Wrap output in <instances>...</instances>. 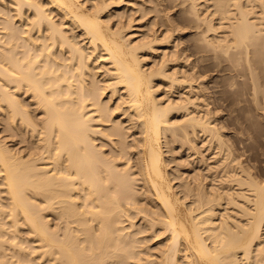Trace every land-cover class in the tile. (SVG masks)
Listing matches in <instances>:
<instances>
[{"label": "bare ground", "instance_id": "1", "mask_svg": "<svg viewBox=\"0 0 264 264\" xmlns=\"http://www.w3.org/2000/svg\"><path fill=\"white\" fill-rule=\"evenodd\" d=\"M148 1L0 0V113L24 145L0 137V264H264V179L215 124L202 64L183 69L194 48L264 101V0H166L192 49ZM149 11L163 30L135 35ZM171 144L206 174L170 169Z\"/></svg>", "mask_w": 264, "mask_h": 264}, {"label": "rangeland", "instance_id": "2", "mask_svg": "<svg viewBox=\"0 0 264 264\" xmlns=\"http://www.w3.org/2000/svg\"><path fill=\"white\" fill-rule=\"evenodd\" d=\"M131 1H134V0H131ZM142 1L144 2V0H142ZM156 1H158L159 3L162 4V5L160 4V6H159V7H161L160 9L163 10L162 11V15L163 14H165L167 16L171 15L170 16V17H172L171 19H174V20H175V18H178L177 17L178 16L177 14H179V12H178L179 10H177V7L176 6H174V8L172 7L173 6L172 5V2L167 1V2H169V3H167L166 0H163V3L160 2L162 0H156ZM148 2H149L148 0H145L144 4H145V6L148 4L147 6L150 7V5H149L150 3H148ZM168 6L170 8L172 7L174 10L173 9H170ZM164 8H165V10H164ZM137 13H135V14H137L138 17L136 15H134V18L136 17L135 20H138V19L139 20L136 21L135 23L132 22L133 23V27H134V25L136 26V27H134V29L137 30V27L138 28L141 27L142 24L145 21H146V23L143 24V26H144L143 29H142V27L138 29L139 32L142 30L140 32V34H136V33H138V31L136 32L134 30L136 32L135 35H138L139 36V35H142V33H145L147 31V23L148 22H150L151 24H153L152 22L155 21L154 28L157 26V24L159 22H161L160 21L161 19L159 20V16L157 17L153 11H149L147 13L148 15L146 14L144 16H140L141 14L139 12H137ZM166 13H169V15L166 14ZM175 13H176V17H174L175 16ZM141 17H143V18H141ZM149 17H151V18H149ZM156 19H157L158 23H157ZM178 19H176L177 21L175 20V22H176V23L174 22L175 25H177V27H178V25H180V26L182 24H184V25H182L181 27L180 26L178 27V29H177L178 32L176 30L174 32L173 37L175 36L174 38L176 40L178 39V37H180L178 39V41H179V40H181V38H182V36L184 34L182 40L184 39L186 41L187 38H188V41H186L187 43L184 40H183L184 41L183 43H185V45L188 44L187 45L188 46L187 48L189 49V48H191L190 46H191L192 41H193L192 40L193 39L192 37L194 35L193 34L194 33L193 28L191 29L192 23H189V21H184V20H182L183 22H181V19H179V24H177L178 23ZM141 20H142V22H141ZM184 22H186V23H184ZM160 25L161 24H158V26L156 28L159 27L158 30L159 31H162L163 28H164V25H161L162 28H161ZM187 25H189L188 26L189 29L186 28ZM182 27H183L184 33L181 30ZM184 28H186V30ZM144 29H145V31H144ZM190 29L192 31H190ZM177 33H179L181 35H179ZM176 35H179V36H176ZM185 35H187L189 37H187ZM190 41H191V44L188 43ZM170 44H171V42L169 43V46H170ZM181 44L182 43H180L179 46H181ZM169 46L165 47V49L168 48ZM188 49H186V51L187 52H190L192 48L190 49V51ZM192 51L195 52L196 49L194 50V48H193ZM192 51H191L190 54L184 53V55L188 54L189 55V58H191V59L186 60L187 61V64L185 66L182 64L181 67L184 66L183 69H185L187 67L189 61L191 62V60L192 61L195 60V64L199 61L198 64H196V65H200V64L203 65V66L200 65L201 66L202 73H201V77L198 78L197 82L202 81V84H203L202 86H204L203 88L206 89V90H202L204 92L203 93L204 98L206 99L205 103L208 100L207 103H209V104H207V105H208V108L211 111L212 118L213 119L215 118L214 119L215 124L217 125V127L220 126L218 128H220L222 130L221 131L222 134H224V135L227 136V137L224 136V138H226V140L232 145L231 146L232 147L231 149H232L233 154L236 155L235 157H238L239 156L238 157V160L240 162L242 161V164L243 165L244 164H246V165L249 164L250 165V163H251L250 166H252V165L256 166V167H253L252 166V168H254L255 171H253V169L251 171L254 172V173H258L259 172V174H257V176L259 175L258 177L264 179V109H262V107H264V106H262V105H264V101H261V100H258V99H257V101L255 99L253 100V97L254 96L252 95V93H250L251 92L250 89H249L250 87H248L249 85L246 83V81H244V80H246V78L244 76H242V78L244 77L245 79L240 80L241 79V76H237L236 75L237 76L236 77L235 76V73L236 72L235 71L233 72V70L230 69V64L229 63H227L226 61H223V60L221 61V59H219V61H218V59H216L215 62H214V59L208 60V59H205L204 57L203 58L202 57L200 58V55L198 54L199 52H196L197 53L196 54L194 52L192 53ZM191 54H195V55H191ZM197 56H199V57H197ZM194 57L196 59H194ZM200 59H205V62H204V60H201V62H200ZM208 61H209V64L207 63ZM203 62L205 63V65L206 64L207 65L205 66ZM210 63H212L213 66ZM215 65H218V66H215ZM226 65H228V66H226ZM223 66H224L225 70H224V68H222ZM225 66L227 68L229 67L228 70H227V68ZM202 67H204V68L202 69ZM215 67H217L216 68L217 70L215 69ZM197 68H198V66H197ZM212 68L215 69V70H213ZM229 69L231 71H229ZM201 70H200V72H201ZM232 72L234 73V75H233ZM230 75H231V78L229 77ZM232 75H233V77H232ZM232 78L234 79L235 84L233 83V79ZM199 79H201V80H199ZM202 79L205 80V81H203ZM242 81H244V82H242ZM231 82H232V84H230ZM241 82H242V84H241ZM243 83L247 84L248 86L245 85V84L243 85ZM205 85H206L207 88L205 87ZM161 87H162V91H163V93H161V94L164 95L165 94L164 93L165 92L164 90H165V88L168 89V87H166V86H161ZM166 94H165V97H167L169 95V94L168 95H166ZM206 95L208 96V98H207ZM260 95L262 96L261 93H259V97H260ZM22 98L25 99V100H27V102H30V98H28L26 96H23ZM260 98L262 99V97H260ZM0 116H1L0 120L2 119L0 121V137H1L3 135V133L5 132V130L3 128L4 125H2L4 123V121H3V117L1 115V113H0ZM6 133H4L5 135L2 136V139H4V137H6L5 140H8L10 138L7 139V134ZM130 137L131 136H129V138ZM228 137L230 138V140H228L229 139ZM131 138L129 139L130 141H131ZM99 141H100V139H98V142ZM231 141H232V143H231ZM7 142L9 144H11L12 147H14L13 145H15V147H17L16 149H19V150H21V148H20L21 146L22 147L24 146V145H21V142L19 143L18 140L14 141V142L13 141H10L11 143L8 140ZM16 142H18V144ZM98 142H96V143H98ZM107 143L109 144V142H107ZM22 144H23V142H22ZM199 145H200V143H199ZM172 146L170 148H173V150L174 151H177V152H169L167 146H163V151L164 152L167 151L166 154H168V155L164 154L166 156V157L164 156V158L167 159V156L170 155L168 157L170 159V160L168 159L170 162L167 161L168 162V165H170V166H168L169 168L172 167V169L174 168V170H176V167L178 166L177 163H181L180 167L181 166H183V167H181V169H179L180 167H178V170H180L179 173L181 172L183 176H184L185 173L186 174L188 173L187 174V176H188V175L193 174V172L195 173L197 171H201L202 173H205L206 174V172L204 171L205 170V168H204L205 164H201V162H195V161L193 163H191V162L188 163L190 161V157H192V156H189V159H188L187 158L188 157V152L186 150H183V149L181 150V149H178L177 147H175V149H174V145H172ZM105 147L106 148H104V146H103V149L104 150H107L108 149L107 148V145H105ZM181 151H185V152H181ZM203 152H204L203 154L206 157L209 156V154H210L208 151H206V153H205V151H203ZM170 153H172V154L174 153L175 155L173 154V157H171L172 154H170ZM177 157H178V160L180 162L178 160H176ZM210 157H211V154H210L209 158L207 157L208 158L206 160V162L208 161L207 163H209V162L211 163ZM171 159H174V160H171ZM183 160H184L185 163L183 162ZM186 161H188V162H186ZM198 163H200V164H198ZM175 164H177V165H175ZM184 164H187V165H184ZM188 164L189 165L191 164V165L189 166ZM182 170H184L185 172L182 171ZM256 171H258V172H256ZM183 172H184V174H183ZM186 174H185V176H186ZM207 176L208 177H206V180H209L212 183L213 180H211L212 177H211L210 173ZM258 177H257L258 180H262V179H260ZM209 181L208 182L206 181V182L211 185V183ZM262 181H264V180H262Z\"/></svg>", "mask_w": 264, "mask_h": 264}]
</instances>
